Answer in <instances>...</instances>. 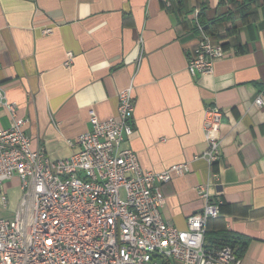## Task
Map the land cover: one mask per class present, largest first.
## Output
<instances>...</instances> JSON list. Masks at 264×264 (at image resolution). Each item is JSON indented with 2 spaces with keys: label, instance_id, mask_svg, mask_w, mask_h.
Here are the masks:
<instances>
[{
  "label": "crops",
  "instance_id": "1",
  "mask_svg": "<svg viewBox=\"0 0 264 264\" xmlns=\"http://www.w3.org/2000/svg\"><path fill=\"white\" fill-rule=\"evenodd\" d=\"M203 26L226 57L192 76L188 60ZM51 29V33H46ZM0 86L29 122L32 148L69 158L77 138L117 116L119 92L133 88L134 134L126 146L144 170L188 164L161 189L166 222L187 229L201 212L198 192L222 198L206 244L232 234L247 242L241 264H264V0H0ZM223 114L221 160L208 150L204 116ZM11 125L0 107V128ZM0 217H13L21 182L3 185ZM159 264H182L159 259Z\"/></svg>",
  "mask_w": 264,
  "mask_h": 264
},
{
  "label": "built area",
  "instance_id": "2",
  "mask_svg": "<svg viewBox=\"0 0 264 264\" xmlns=\"http://www.w3.org/2000/svg\"><path fill=\"white\" fill-rule=\"evenodd\" d=\"M201 40L188 60L192 76L212 74L226 57L222 45L199 25ZM51 33V29H46ZM255 104L264 106V96ZM0 107L11 117L0 128V199L7 206L3 185L21 182L22 196L13 217H0V264H159V259L182 264H241L235 251L206 246L210 219L224 204L212 198L207 186L198 192L205 200L201 212L187 219V229L169 224L162 210L161 186L173 174L189 171L175 164L160 173L144 170L138 154L126 144L134 134L133 88L119 92L117 116L101 121L92 114L91 130L75 142L69 158L51 160L43 148L33 149L28 120L6 98L0 86ZM222 111L209 107L204 116L208 150L195 159L211 165L221 160Z\"/></svg>",
  "mask_w": 264,
  "mask_h": 264
},
{
  "label": "trees",
  "instance_id": "3",
  "mask_svg": "<svg viewBox=\"0 0 264 264\" xmlns=\"http://www.w3.org/2000/svg\"><path fill=\"white\" fill-rule=\"evenodd\" d=\"M206 246L214 250H218L225 246H229L235 251L238 257H242L247 247V242L232 234H227L226 236H223L220 239L217 238L214 239L212 245L206 244Z\"/></svg>",
  "mask_w": 264,
  "mask_h": 264
}]
</instances>
